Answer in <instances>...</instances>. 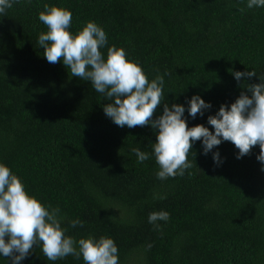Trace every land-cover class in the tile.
Listing matches in <instances>:
<instances>
[{"label":"trees","instance_id":"obj_1","mask_svg":"<svg viewBox=\"0 0 264 264\" xmlns=\"http://www.w3.org/2000/svg\"><path fill=\"white\" fill-rule=\"evenodd\" d=\"M45 3L71 11L73 34L89 21L102 27L105 57L108 47H122L149 81L163 76L165 101L154 120L164 103L181 104L188 127L213 132L208 116L241 92L251 96L245 85L264 80V7L248 9L247 0H16L0 16V162L29 194L60 209L65 235L112 238L119 264H264L259 145L238 159L231 142L205 155L196 141L192 167L158 179V129L117 126L104 112L110 101L90 81L43 56ZM252 70L255 76L240 81L233 75ZM194 95L211 104L195 118L188 113ZM133 148L150 158L138 162ZM154 211L169 213L168 221H157L159 230L148 221ZM74 220L83 227H71ZM0 264L11 258L0 254ZM20 264L84 261L72 255L48 261L34 245Z\"/></svg>","mask_w":264,"mask_h":264},{"label":"clouds","instance_id":"obj_2","mask_svg":"<svg viewBox=\"0 0 264 264\" xmlns=\"http://www.w3.org/2000/svg\"><path fill=\"white\" fill-rule=\"evenodd\" d=\"M14 2L0 0V16ZM255 7H264V0H247L248 9ZM240 11L243 13L245 9ZM39 20L47 28L38 38L39 46L44 49L43 56L50 64L63 61L71 76L90 81L94 90L110 101L104 105L107 117L119 127L151 125L158 129L153 143L158 179L183 176L192 167L188 154L196 141H202L205 155L222 141L231 142L239 150L238 159L259 145L257 160L264 162V80L245 85L251 96L241 92L230 107L222 104L215 115L208 116L214 132L203 124L188 127L181 104L169 107L164 103L163 114L154 120L158 107L165 101L163 76L149 81L139 63L128 59L122 47H108L105 57L101 49L108 38L103 28L89 21L73 34L70 31L72 13L66 8L45 3ZM256 74L255 70L233 73L237 81ZM189 105L188 113L193 118L211 108L198 95L191 97ZM132 152L138 162L150 158L149 153L139 148H133ZM213 160L220 163L219 152L213 153ZM169 218L166 211H154L148 221L159 230L157 221ZM61 219L58 207L45 206L29 194L23 181L0 162V254L3 257L11 258L12 264H20L37 245L48 261L72 255L77 259L82 256L84 264H119L118 247L112 238L89 236L76 240L65 235L67 229L61 226ZM77 225L83 227V222H71V227ZM151 247L149 244L148 248Z\"/></svg>","mask_w":264,"mask_h":264}]
</instances>
